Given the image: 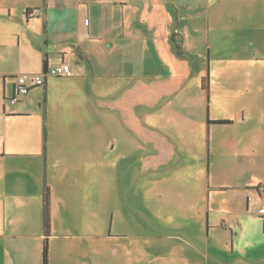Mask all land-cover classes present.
<instances>
[{"label": "crops", "instance_id": "crops-1", "mask_svg": "<svg viewBox=\"0 0 264 264\" xmlns=\"http://www.w3.org/2000/svg\"><path fill=\"white\" fill-rule=\"evenodd\" d=\"M260 187L264 0H0V264H264Z\"/></svg>", "mask_w": 264, "mask_h": 264}, {"label": "built area", "instance_id": "built-area-1", "mask_svg": "<svg viewBox=\"0 0 264 264\" xmlns=\"http://www.w3.org/2000/svg\"><path fill=\"white\" fill-rule=\"evenodd\" d=\"M71 73L69 63L62 62L50 67H46L43 71L31 75L18 74L14 76V85L12 95L7 101L12 105L19 102L28 94L31 87L42 86L48 76L59 77ZM260 191H264V187H260ZM259 213H264V208L259 209Z\"/></svg>", "mask_w": 264, "mask_h": 264}, {"label": "trees", "instance_id": "trees-1", "mask_svg": "<svg viewBox=\"0 0 264 264\" xmlns=\"http://www.w3.org/2000/svg\"><path fill=\"white\" fill-rule=\"evenodd\" d=\"M28 14V11L26 12ZM176 46V50L179 51L180 47ZM207 84L206 78L203 79V85ZM218 122H226V121H218ZM49 188L45 187L43 192V207H42V224L44 229V234L48 235L49 233V224H50V196H49ZM44 238L43 246H42V264H47V238Z\"/></svg>", "mask_w": 264, "mask_h": 264}]
</instances>
